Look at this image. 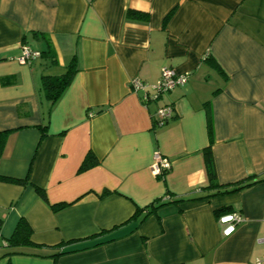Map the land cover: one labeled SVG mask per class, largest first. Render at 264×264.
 Wrapping results in <instances>:
<instances>
[{
  "label": "crops",
  "instance_id": "1",
  "mask_svg": "<svg viewBox=\"0 0 264 264\" xmlns=\"http://www.w3.org/2000/svg\"><path fill=\"white\" fill-rule=\"evenodd\" d=\"M23 45L41 55L19 63ZM74 58L50 103L41 76ZM163 67L186 82L143 102ZM4 130L0 264H264V180L192 199L208 146L220 185L264 178V0H0ZM227 211L240 222L224 236ZM22 218L33 244L6 245Z\"/></svg>",
  "mask_w": 264,
  "mask_h": 264
},
{
  "label": "trees",
  "instance_id": "2",
  "mask_svg": "<svg viewBox=\"0 0 264 264\" xmlns=\"http://www.w3.org/2000/svg\"><path fill=\"white\" fill-rule=\"evenodd\" d=\"M128 14H136L137 15L138 13L130 11ZM139 15L140 14H138V16ZM142 15L143 14H141L140 16H142ZM43 53H48V52H43ZM40 55H41V53L39 52V56ZM76 70H77L76 60L74 58L67 65L65 72H63L62 74H59V75H42L41 76L40 89L43 92L45 98L48 99L50 101V103L53 104L59 98V96L62 94L64 89L67 87V85L71 81V78H72V76ZM8 132H9V130L0 131V155L2 153V149L4 147ZM208 132L211 133V119H210V117L208 119ZM203 156H204L205 171H206L207 180H208V184L206 187L207 193L205 195H202V196L193 197L192 199L200 198V197H207L208 198L211 196H215L217 194H224V193H228V192H233L236 190H240V189L249 187L256 182L264 180V178L250 177L249 180L245 179V180H243L239 183H235L233 185L222 186L218 183V180H217L214 158H213V154H212V151L210 149V146L206 147L203 150ZM94 164H96V159L90 153H88L86 155V157L84 158V160L82 161L79 169L85 170ZM168 169H162L160 175H164L168 171ZM4 180H6L8 182L19 183V184H25L26 183L25 180H20V179L4 178ZM35 189H36V192L38 193V195L40 196V198H42L43 200H46V197H45L43 190L38 188V187H36ZM62 206L63 205H61L60 207H62ZM151 207H153V206L151 205ZM59 208H55V209H59ZM139 211H140L139 209L136 210L135 214H137ZM145 211L146 212L149 211L148 208H146ZM227 212H230V211H227ZM31 232H32V230H31V227L29 226L28 222L23 218L20 219L18 221V223L16 224L11 237L6 241V245L11 246V247L22 246V245H32L33 243L30 240ZM13 252H15V251H13ZM13 252H11V253H13Z\"/></svg>",
  "mask_w": 264,
  "mask_h": 264
},
{
  "label": "built area",
  "instance_id": "3",
  "mask_svg": "<svg viewBox=\"0 0 264 264\" xmlns=\"http://www.w3.org/2000/svg\"><path fill=\"white\" fill-rule=\"evenodd\" d=\"M38 56L39 51L32 49L28 45H23L21 53L16 59L19 63H27ZM186 80L187 77L185 74H177L170 67H163L161 69L160 78L154 85H151L150 87L154 90V92L152 94L144 93L142 96V101L147 102L150 99H156L161 93L167 92L176 86L183 85ZM129 85L132 91L144 90L148 86L146 83L137 78L131 79ZM172 112L173 108L171 105H163L158 107L155 113L152 115L154 124L159 126L162 125L172 116ZM168 168H170V161L167 158L156 154L152 164L153 172L160 174L162 169ZM239 222L240 218L232 212L218 216V223L221 225V232L224 236H228L234 232Z\"/></svg>",
  "mask_w": 264,
  "mask_h": 264
}]
</instances>
